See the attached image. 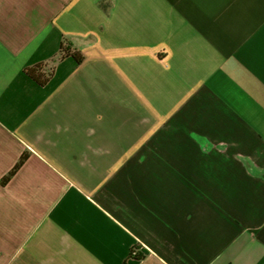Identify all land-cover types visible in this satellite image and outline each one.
<instances>
[{"label":"crops","instance_id":"obj_1","mask_svg":"<svg viewBox=\"0 0 264 264\" xmlns=\"http://www.w3.org/2000/svg\"><path fill=\"white\" fill-rule=\"evenodd\" d=\"M0 264H264V0H0Z\"/></svg>","mask_w":264,"mask_h":264},{"label":"trees","instance_id":"obj_2","mask_svg":"<svg viewBox=\"0 0 264 264\" xmlns=\"http://www.w3.org/2000/svg\"><path fill=\"white\" fill-rule=\"evenodd\" d=\"M69 52H71V55H73L77 60H81L82 59V57H80L77 52L69 51V49L67 48V45H65V46L62 47V49H61V56H63V54L66 55ZM27 73L32 78H34L38 83H40V84H46L48 82L50 76L52 75V69L45 70L44 64H37V65H35L33 67L28 68L27 69ZM23 159H25V157L22 158V160L20 161L19 165L22 163ZM135 250H137V249H134L132 251L131 256L132 257L139 258L140 256H138L137 253L134 254Z\"/></svg>","mask_w":264,"mask_h":264},{"label":"built area","instance_id":"obj_3","mask_svg":"<svg viewBox=\"0 0 264 264\" xmlns=\"http://www.w3.org/2000/svg\"><path fill=\"white\" fill-rule=\"evenodd\" d=\"M137 253V250H135L134 254Z\"/></svg>","mask_w":264,"mask_h":264}]
</instances>
